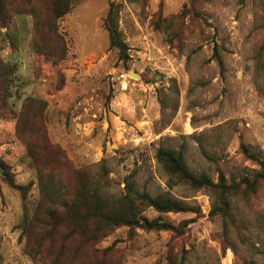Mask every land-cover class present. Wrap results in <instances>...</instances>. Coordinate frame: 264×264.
<instances>
[{
    "label": "rangeland",
    "instance_id": "374dc122",
    "mask_svg": "<svg viewBox=\"0 0 264 264\" xmlns=\"http://www.w3.org/2000/svg\"><path fill=\"white\" fill-rule=\"evenodd\" d=\"M2 1L0 163L13 186L0 176V264H264V184L212 215L216 195L155 157L180 152L214 183L264 167V0H69L59 19L54 0ZM110 6L126 61L103 25ZM85 180L101 197L128 181L198 212L146 208L182 233L123 226L88 245L37 227Z\"/></svg>",
    "mask_w": 264,
    "mask_h": 264
},
{
    "label": "trees",
    "instance_id": "16d2710c",
    "mask_svg": "<svg viewBox=\"0 0 264 264\" xmlns=\"http://www.w3.org/2000/svg\"><path fill=\"white\" fill-rule=\"evenodd\" d=\"M69 0H54L52 10L55 18L59 19L69 10ZM5 5L0 0V17L3 15ZM117 11L109 7L103 25L108 32L109 45L118 50L119 58L128 59L127 45L121 40L116 26ZM221 64V61H218ZM156 160L162 165L168 174L188 184L195 190H210L216 197L212 215H225L229 208V197L236 194H253L259 183L264 184V167L252 181L245 178L240 182L226 183L222 173H219L217 183L211 181L205 175H195L186 166L180 152L160 148L156 151ZM0 176L11 186L13 183L7 177L3 165L0 163ZM244 185V187L242 186ZM55 198V196H54ZM54 200V199H52ZM57 200V198H55ZM54 200V201H55ZM45 210L48 218L46 223L41 221V216L35 218L37 227L56 226L63 224L69 229L71 235H79L85 245L97 242L105 238L114 228L127 227L130 233L136 229L143 231H164L181 234L182 228L159 219L149 220L142 216L146 208H152L160 214L167 213H196L197 209L190 205L174 200L168 196L153 197L146 192H138L131 182H126L124 193L119 198L101 197L97 191L89 187V181L81 182L80 187L69 203L62 200L54 203ZM63 211V213H60ZM186 223H184L185 225ZM25 232L33 234L31 229L34 222L24 223Z\"/></svg>",
    "mask_w": 264,
    "mask_h": 264
},
{
    "label": "built area",
    "instance_id": "2783aa9c",
    "mask_svg": "<svg viewBox=\"0 0 264 264\" xmlns=\"http://www.w3.org/2000/svg\"><path fill=\"white\" fill-rule=\"evenodd\" d=\"M122 89L126 90L127 89V85H122Z\"/></svg>",
    "mask_w": 264,
    "mask_h": 264
},
{
    "label": "water",
    "instance_id": "95a60500",
    "mask_svg": "<svg viewBox=\"0 0 264 264\" xmlns=\"http://www.w3.org/2000/svg\"><path fill=\"white\" fill-rule=\"evenodd\" d=\"M133 76H134V77H137V75H136V74H134Z\"/></svg>",
    "mask_w": 264,
    "mask_h": 264
}]
</instances>
